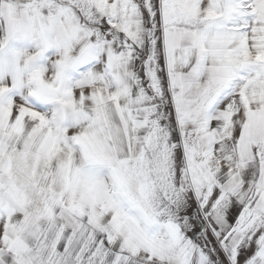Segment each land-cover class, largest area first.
Returning <instances> with one entry per match:
<instances>
[{
    "label": "snow or ice",
    "instance_id": "snow-or-ice-1",
    "mask_svg": "<svg viewBox=\"0 0 264 264\" xmlns=\"http://www.w3.org/2000/svg\"><path fill=\"white\" fill-rule=\"evenodd\" d=\"M0 264H264V0H0Z\"/></svg>",
    "mask_w": 264,
    "mask_h": 264
}]
</instances>
